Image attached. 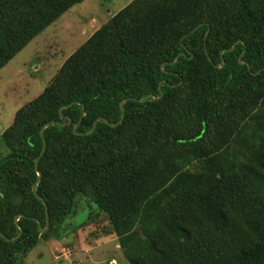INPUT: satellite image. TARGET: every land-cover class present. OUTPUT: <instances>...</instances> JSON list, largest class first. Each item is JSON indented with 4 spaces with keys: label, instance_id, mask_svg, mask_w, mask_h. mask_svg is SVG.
<instances>
[{
    "label": "trees",
    "instance_id": "trees-1",
    "mask_svg": "<svg viewBox=\"0 0 264 264\" xmlns=\"http://www.w3.org/2000/svg\"><path fill=\"white\" fill-rule=\"evenodd\" d=\"M82 1L0 0V69ZM52 120L66 124L45 129L42 232L35 160ZM0 146V232L23 230L0 235V264H30L40 241L89 224L129 264H264V0H132L16 111Z\"/></svg>",
    "mask_w": 264,
    "mask_h": 264
},
{
    "label": "rangeland",
    "instance_id": "rangeland-1",
    "mask_svg": "<svg viewBox=\"0 0 264 264\" xmlns=\"http://www.w3.org/2000/svg\"><path fill=\"white\" fill-rule=\"evenodd\" d=\"M132 0H83L46 27L0 69V133L16 111L33 100L64 61L112 15ZM4 151L0 146V155ZM97 207V206H96ZM88 211L72 218L81 222ZM93 224L64 241L42 240L26 259L30 264H129L116 236L96 238Z\"/></svg>",
    "mask_w": 264,
    "mask_h": 264
},
{
    "label": "water",
    "instance_id": "water-1",
    "mask_svg": "<svg viewBox=\"0 0 264 264\" xmlns=\"http://www.w3.org/2000/svg\"><path fill=\"white\" fill-rule=\"evenodd\" d=\"M235 45H236V44H235ZM235 45H234L231 49H233V48L235 47ZM182 54H184V53H182ZM177 59H178V57L176 58V60H177ZM176 60H175V61H176ZM240 62H241V63H244L242 60H240ZM160 90H161V89H160ZM150 97L158 98V97L154 96L153 94H149V95H147L142 101L147 100V99L150 98ZM121 108H122V109L124 108V107H123V102H121ZM84 115H85V108H84V106H83V109H82V116H84ZM124 115H125V114L123 113L122 118L120 119V121H119L118 123H115V124L110 123V122L108 121V119H106V118H104V117H100V118H98V120H104L106 123L111 124L112 126H116V125H118L119 123L122 122V120H123V118H124ZM98 120H97V121H98ZM71 121H72V120H71L70 118H68L67 124H70ZM52 124L65 125L66 123L59 122V121H56V120H52V121H49V122H47L46 124H44V125L42 126L41 130H40V133H41V135H42V137H43V147H42V150H41V152H40V155H39V156L36 158V160H35V170H36V172H37L38 178H37L36 182H35L34 185H33V193H34V195H35L37 198H39L40 200L43 201L44 206H45V210H46V216H47L46 226H45V227H42L41 222H40L39 220H37V222H38V224H39V227L41 228V231H42V232H45V231L48 230V228H49V226H50V216H49V212H48V205H47V202L45 201V199L43 198V196L40 195V194L38 193V191H37V186H38V184H39V182H40V180H41V178H42V172H41V170L39 169L38 163H39V160H40L41 156H42V155L44 154V152L46 151V147H47V141H46V138H45V129H46L49 125H52ZM78 125H79V123H75V124H74V131L77 130ZM95 126H96V122H95V124H94V128H95ZM16 222H18V217H17V219H16ZM19 228H20V232H19V234H18L16 237H14V238L7 237V236H6L4 233H2V232H0V235H1L3 238H5L6 240H9V241H11V240H16L18 237L21 236L22 231H23V230H22V227H21L20 225H19Z\"/></svg>",
    "mask_w": 264,
    "mask_h": 264
}]
</instances>
